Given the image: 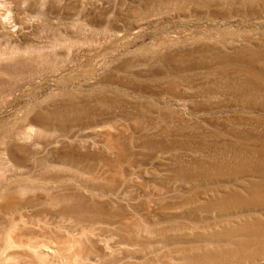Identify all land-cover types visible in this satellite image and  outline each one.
<instances>
[{"label": "rangeland", "instance_id": "1", "mask_svg": "<svg viewBox=\"0 0 264 264\" xmlns=\"http://www.w3.org/2000/svg\"><path fill=\"white\" fill-rule=\"evenodd\" d=\"M183 1L0 0V186L33 202L0 197V240L27 226L46 264H264V0Z\"/></svg>", "mask_w": 264, "mask_h": 264}, {"label": "bare ground", "instance_id": "2", "mask_svg": "<svg viewBox=\"0 0 264 264\" xmlns=\"http://www.w3.org/2000/svg\"><path fill=\"white\" fill-rule=\"evenodd\" d=\"M6 2V1H5ZM183 2H186V0H184ZM7 11V10H6ZM5 12V11H4ZM0 20L2 21L3 18H2V15H0ZM3 22V21H2ZM1 24V22H0ZM4 24V23H3ZM5 25V24H4ZM3 28L5 29L6 26H2L0 25V29ZM2 29V30H3ZM1 30V31H2ZM5 32V30H4ZM8 35L9 33H12L10 31H7ZM6 34V33H5ZM4 34V35H5ZM12 35L14 36V34L12 33ZM12 35L11 37L8 36L11 40L12 38ZM7 37V35H6ZM13 42V41H12ZM11 42V43H12ZM10 43V44H11ZM13 46L16 47L17 44H12ZM16 49V48H15ZM14 49V51H15ZM13 51H11L10 53H12ZM18 52V51H17ZM1 55V54H0ZM2 56V55H1ZM141 92V91H140ZM45 119H41V118H35L32 120V122L30 123V127L27 128V130L22 133V135L24 134V136H26L29 140H31L36 134L37 132H41V131H47L48 130V126H47V121L45 122L44 121ZM107 123V122H106ZM105 130V129H103ZM26 134V135H25ZM39 135V134H38ZM44 135V134H43ZM41 136V134L39 135ZM63 137V136H62ZM25 138V137H24ZM26 138V139H27ZM59 139V138H58ZM57 139V140H58ZM65 138H63L64 140ZM14 140V139H13ZM75 141V140H74ZM53 142V141H52ZM57 142V141H56ZM2 144V142H1ZM3 145V144H2ZM49 145H52L49 144ZM71 145V144H70ZM5 146V144H4ZM85 146V145H84ZM4 148V147H3ZM5 154L10 158V160L12 161L13 163V167H16L17 168H22L24 167L23 166V160L22 158L20 157V155L17 153H21V150L18 149L17 147H11V146H7L5 148ZM5 159V158H4ZM6 161V160H5ZM6 164V163H5ZM8 165V164H7ZM7 168V166H6ZM55 168V167H54ZM9 169V168H8ZM1 172V171H0ZM6 178V177H5ZM49 178V177H48ZM62 180V179H61ZM1 182V180H0ZM258 184L260 185L259 188H264V182H258ZM14 189L16 190L14 192ZM94 190V188H93ZM89 191H90V188H89ZM31 190L30 189H27V188H18V187H6L5 184L0 186V197L1 198H5L7 201H6V204H4V206L2 207L3 210L5 209L6 211H20V210H24V209H29L30 207H32V201H31ZM94 192V191H92ZM58 195V194H57ZM95 195V194H94ZM74 197V196H73ZM71 198V206L70 207H67L68 209L65 208V210H68L71 214H81V212L83 211L86 212L85 210H83L86 206V204L83 203V201L80 200V198ZM56 200V199H55ZM2 201V200H1ZM35 201V200H34ZM66 202L65 200H61L60 198L57 200V204H62L64 205ZM61 206V205H60ZM68 206V205H66ZM1 207V206H0ZM63 208V207H62ZM64 209V208H63ZM37 211V210H36ZM81 211V212H80ZM88 211V210H87ZM98 212V211H97ZM104 212V211H103ZM35 213V212H34ZM87 213V212H86ZM82 215V214H81ZM101 215V214H100ZM78 216V215H77ZM104 216V215H102ZM79 217V216H78ZM82 217V216H81ZM40 223V222H38ZM45 223V222H44ZM11 225H15V223H9ZM10 225V226H11ZM45 225V224H44ZM31 226V224H30ZM6 228H8V225L5 226ZM40 227L38 230V233H41L42 234V231L45 232L44 227L43 226H38ZM4 229V228H3ZM2 229V230H3ZM11 228H8V230H10ZM13 231L8 234V230L6 231V235L4 234V236H2V240H0V244L3 245L2 249L4 248L5 250H13L14 248H18V249H22L23 251H25L26 253L23 252V254H25L27 257V255L29 253H31V257L32 255L35 257L36 261L38 262V264H46V260L49 259L48 257L50 256V254L54 251H52V246H50V242L47 243L46 241L42 240V239H36V238H33L31 237V234L34 232V231H29V229H27V226H20L18 227L17 224L16 226L12 227ZM43 232V233H44ZM28 235V238L29 236L31 237L30 239H26V236ZM36 234V233H34ZM33 234V235H34ZM74 237V236H73ZM95 238V237H94ZM80 239V238H79ZM76 240V239H74ZM79 241V240H78ZM53 243V242H52ZM54 245V244H53ZM54 247V246H53ZM183 248V247H182ZM264 248V247H262ZM261 248V249H262ZM52 249V250H51ZM3 252V251H2ZM6 252V251H5ZM4 252V253H5ZM28 252V253H27ZM228 253V252H227ZM232 253V252H231ZM21 254V256L23 255ZM246 254V253H245ZM12 255V254H11ZM211 255V254H210ZM13 256V255H12ZM53 256V254H52ZM222 256V255H221ZM205 258L207 257L204 256ZM226 257V256H225ZM12 258V257H11ZM220 258H223V257H220ZM193 259V258H192ZM217 259V258H216ZM224 259V258H223ZM221 260V259H220ZM223 262H225V259L222 260Z\"/></svg>", "mask_w": 264, "mask_h": 264}]
</instances>
